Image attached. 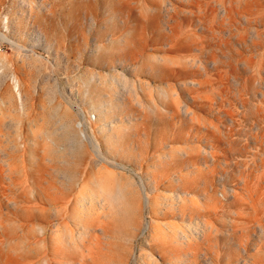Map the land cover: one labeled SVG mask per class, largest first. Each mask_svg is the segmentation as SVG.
<instances>
[{
    "label": "rangeland",
    "instance_id": "rangeland-1",
    "mask_svg": "<svg viewBox=\"0 0 264 264\" xmlns=\"http://www.w3.org/2000/svg\"><path fill=\"white\" fill-rule=\"evenodd\" d=\"M0 264H264V0H0Z\"/></svg>",
    "mask_w": 264,
    "mask_h": 264
},
{
    "label": "bare ground",
    "instance_id": "bare-ground-1",
    "mask_svg": "<svg viewBox=\"0 0 264 264\" xmlns=\"http://www.w3.org/2000/svg\"><path fill=\"white\" fill-rule=\"evenodd\" d=\"M85 136H86V133H85ZM90 140L92 139V138H89ZM92 141V140H91ZM96 147V146H95ZM96 151H97V149H96ZM116 164V163H115ZM147 194V193H146ZM49 197V196H48ZM146 197H148V196H146ZM64 199L66 198L65 196L63 197ZM62 196H60V195H55V196H51V198L50 199H52L53 201H55V202H60L62 199ZM49 199V198H48ZM66 200V199H65ZM61 206V207H60ZM59 206V208H58V206H57V213H59V214H61V215H66V211H67V206L66 205H60ZM193 207H194V209L195 210H199V208H200V204H199V202L198 201H196V200H194L193 201ZM45 210V209H44ZM44 212V211H43ZM45 212H46V210H45ZM48 212V211H47ZM68 219H67V215L64 217V221H63V223L62 224H60V226H59V231L60 232H62V233H60V236H57V238H58V243L59 244H62L63 246H67V233H71L72 232V230H71V228H70V226H69V223H68V221H67ZM210 224V222L209 221H207L206 222V225H209Z\"/></svg>",
    "mask_w": 264,
    "mask_h": 264
}]
</instances>
